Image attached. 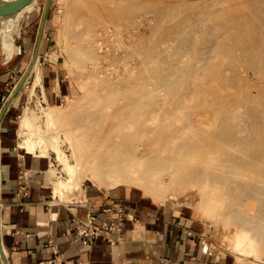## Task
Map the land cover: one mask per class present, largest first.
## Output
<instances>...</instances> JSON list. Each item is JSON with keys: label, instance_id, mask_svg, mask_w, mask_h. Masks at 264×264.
Wrapping results in <instances>:
<instances>
[{"label": "bare ground", "instance_id": "obj_1", "mask_svg": "<svg viewBox=\"0 0 264 264\" xmlns=\"http://www.w3.org/2000/svg\"><path fill=\"white\" fill-rule=\"evenodd\" d=\"M16 1H18V0H0V4H2V3L9 4V3L16 2ZM66 1H67L66 2V4H67L66 10L67 11L65 14L67 15V25H66L67 30H66V33L64 32L65 33L64 47L68 50V52L70 54V58H72L73 62L76 65H79L85 71H87V69H89V66H88L89 63H92V67L95 71H98V69L107 70V67L109 69L110 66H113L114 62H115V64H117V63H120L122 61H124V62L128 61L129 63H132L133 66L129 70V75L127 77H122L119 85L117 83V85L113 86L112 92L110 94H108L107 92L105 94H103L107 98V101H108L107 104L108 105H106L103 108H99L96 111L88 112L87 116H85V117H79L80 118V124L78 126L76 125L77 128L82 129L83 131L85 130V131L89 132L90 133L89 136H93V137L90 138V141H91V142H89L90 146L86 147L84 145V141L82 140V135H77L76 142L78 144V150H73V154H72L73 160H71L72 157L69 158L68 155L65 154V151H63V149H62V136H63L62 131L64 130V129H62V127H64V125L60 126L58 123L63 122L62 121L63 115L61 116V115H56L52 112H48L46 118H47V121L49 122V126L46 127L47 129L43 128L41 125L39 126L36 123V121H35L36 116L31 114V112H26L22 116L21 121H20V131H19L20 139H21V141H20L21 148H25L27 150H32V151L33 150H35V151L39 150L41 157H48L47 156L49 154L48 151L52 149L57 154L58 163L61 166H63V170H62L63 173L58 172L56 169L55 170L52 169L53 178L55 180L54 186H53L54 195L60 196L63 198L64 196H68L69 194H73L76 192H79V194H80V192L83 191V189H84L83 183L85 182V180H89L90 182H94V183H97V184H100L102 186H106L109 188H113L122 182H128V184L132 183V185L133 184H140L141 186H143V188H145L146 190H149L150 194L152 193L154 198H156V197L160 198V200L164 203L167 200V193L172 191V192H174L173 195H176L177 193L175 191L178 189V185L181 184L182 182L188 181V182H193L195 184H197V182H198V184H199V181H202L203 182L202 184L204 185V187L202 186L203 192L206 190V188H209L210 186L213 187L211 184H214V186H216V188L213 187L215 189H213V192H211L213 194H216L215 191L218 189H219L218 191H221V188H223V187L226 188V189L224 188V191L222 189L223 192L220 194V198H219V196H212V197L208 198L207 201L205 200L206 197L203 198V200H205L204 203L207 202L209 209L212 212L217 211L219 209L221 211H225L228 209L227 213H229V214L227 216H229L228 217V219H229L234 214L235 210L232 208V206L234 204H231V205L229 204L230 206H227V205H228V201H230L232 199V197L234 196L236 188L234 187V183H233L234 180L232 181V179H229L230 177L225 178L224 176H226V175L221 176L220 173H218V172L223 171V169H221L220 166L221 165L226 166V165L218 164L219 163L218 161H220V160L218 159L217 156H216L217 159H215L216 158L215 154H217V153H214V151H216L217 148L215 147L216 148V150H215L214 147L211 146V147H213V149H210V150H214V151L211 152L209 150V152L207 154V155H210L212 157L211 160L208 159L211 157H208L206 155L207 158H205L204 161H199V160L196 161L194 157H190V160L186 159L187 161L181 162L182 160L180 159V157L182 155L184 156V155L189 154V153L192 156L198 155V154L202 155V154H204V152H207L206 150L210 144L213 143V145L215 144V146L218 145V146H221V148H222L223 147L222 145L224 143L225 147H223L221 150H219V148H218V150H219L218 154L221 155V159L223 160V162H225V164L226 163L231 164L232 169L234 170L233 164L234 165L240 164L241 160L237 156H234L235 155L234 153H231L232 150H231V152L230 151L228 152L226 150V147L228 149L231 146L230 144L233 145L236 143V145H237V142L239 141V138H238L239 133L237 136L234 132L237 129V127L240 129V124L239 125L236 124V121H235L236 117L234 120L232 118L233 116L232 117H229V115L225 116V117L222 116L223 118L222 117L221 118L223 119V122H222L223 125H222L221 129H219L215 132L213 131V133L211 131H210V133H207L209 130H212V129H209V130L207 129L208 131L205 133H207L209 135V138H210V136H212L211 137L212 141L207 137L208 135L206 136V134H204L203 132H202V134H204V135H202L199 132V130L198 131L195 130L191 134V136H189L188 138H186L184 140L182 139L183 129L180 127H176V128L175 127H166L164 130L159 131V113H158V105L159 104H157V102H155L156 101V99H154L155 97L152 98L153 93L155 92V89H154V92H151L150 90L147 91L145 89L144 90L141 89V87L144 88V86H141V87L137 86V83H139V78H141L142 76L143 77L145 76L148 78V76L150 74V72L148 73L144 70V65L150 60V57L153 54V53L151 54V51L153 49H151V51H150V49H148L149 47L148 48L146 47L147 50H145V48L140 49L139 45H138L139 42H138V44H136V46H130L131 43L129 46H127V45L122 46L121 43L123 44L124 40L123 41L121 40L122 41V42L120 41V45L122 46L121 54H119L117 52V54L114 56V62L112 61V63H111L108 60L109 61L108 66H104L103 61H104V59L107 58V56H106V54L103 53L104 51L103 52L101 51L102 45L100 42L102 41V39H101L102 37H100L98 30H97V28L99 27L98 25H100V23H103L106 26L116 27V31L114 33L118 32V34H119V32H123V31H121V27L122 28L127 27V25L134 19V17H136L135 16V14H136L135 9L138 7L135 5L134 2H132V3H134V5H133L130 3V1L127 2V0H126V2H127L126 5L122 4V1H125V0H66ZM260 1L263 2L264 0H260ZM227 2H229V1H227ZM155 3H157V2H155ZM175 3H177V4H175ZM175 3H173V6L171 5L172 9L176 6L173 10L167 6V8L171 10L170 13L167 11L169 13V14L167 13L168 18H169L170 14L172 15V12L173 13L175 12V9L177 10L176 12L179 14L181 8H182V12H183L187 7L190 8V9H188L190 11L192 9V7H199V8L204 7L205 8L208 5H212V4H214L215 7L217 6L216 8H218V9L220 7V9L218 11L208 12V14L210 13V15L213 18L214 17L216 18V16H218L217 14H219V11H222L221 7L223 5V2L221 0H176ZM178 4L180 6L182 5V7H177V6H179ZM166 5H168V4H166ZM260 5H259V8H260ZM262 5H264V4L262 3ZM183 6H186V7L184 8ZM257 6H256V8H257ZM164 7L166 8V6H164ZM165 8L162 9V6H161L159 9L166 11L167 9H165ZM210 8H211V6H210ZM212 8H214V6ZM222 8H224V7H222ZM138 9H141V8L139 7ZM159 9H158V11L161 12V10H159ZM154 10L157 12L156 8H154ZM196 10L199 13L198 9H196ZM214 10H217V9H214ZM160 12H157V13H160ZM191 12H189V14H191ZM177 13H176V15H178ZM259 13L261 14V11ZM259 13H258V15H255V16H260ZM163 14H164L163 16H165V15L167 16V14H165V13H163ZM194 14L195 13H193L189 16L191 17ZM203 14H205V13H203ZM160 15L162 17V14H159V16ZM199 15L200 14H198V16ZM263 15H261V17ZM203 17H201V18L203 19ZM263 17H262V20H264ZM10 18L11 17H9V19ZM162 18L166 19L167 17H162ZM208 18L210 20V16H208ZM161 19H160L159 23H161ZM176 19H177V17H176ZM168 20L166 19L165 21H168ZM190 20L189 19L185 20L188 22H185L184 25H182L183 23H181L180 21L177 22L178 27L180 28L179 30L177 29L178 33H179V31L181 33V29L185 28L186 23H189ZM260 20L261 19H259V21ZM173 21H175V20H173ZM194 21H196V20H193V22ZM177 23H175V24H177ZM179 23H181L180 26H179ZM195 23H197V22H194L191 24L192 28H191L190 24L186 25V27L188 25L190 26V27L188 26L190 28V32H193V30H194L193 28H195L193 26L196 25ZM207 23H209V22L207 21ZM261 23H263V21ZM261 23L259 22V26ZM163 24H164V21H163ZM165 24H167V23H165ZM165 24H164V26H166ZM168 24H169V22H168ZM200 24L198 23V26ZM210 24H211V22H210ZM155 25H158V24H155ZM247 25H248V23H247ZM102 26H100V27H102ZM117 26H119V28ZM198 26H196V28H195V30H197V31L200 29L201 25H200L199 29L197 28ZM262 26H261V28L264 27V26L263 27ZM150 27H151V25H150ZM161 27L162 28H160L159 32H162V30H163V26H161ZM176 27L173 30H176ZM224 27H226V26H224ZM103 28H104V26H103ZM204 28H206V26H204L202 29H204ZM212 28H213V26H212ZM127 29H128V27H127ZM191 29H193V30H191ZM183 30H182V33H183ZM185 30H186V28H185ZM188 31L189 30H187V32ZM201 31H200V33H201ZM174 32H171V33H174L176 35L177 31H174ZM190 32H188V33L190 35H192L195 31L192 34ZM203 32H204V30H203ZM241 32H243V31H241ZM212 33L213 32L211 31V35L204 34L207 37L209 36L207 40L208 41L210 40L211 44L209 46L207 45V47H205L206 46L205 45L204 49H201L202 47H199L198 51H197V52H200V53H198V55L199 54L201 55L200 58L199 57L197 58V59H199L198 63L202 64V66L200 64H198V66H200L201 68H197L195 66L193 68H191L193 66V64H192V66L188 65V66H191V67H189L190 68L189 69L190 77L191 76H193V77L199 76L201 78H204V77H207L209 75L212 76L216 73H219L220 71L217 70L216 66L212 64L214 58L217 59L220 55L223 56L225 54H229V53L232 54L233 53L235 55V57L237 58V61H239L241 59H244L246 54H247V57H253L254 52H255L254 50L257 47H259L260 45H262L263 50L261 52L262 55L260 56V60L257 62H253L251 64V66L248 64L250 67L246 66V67L240 68V67L234 66L233 69H235V70L237 69V73H235L232 76V80L229 79V81H231V83H232V81L234 82L235 80L239 81L240 78L243 79L245 77V75H244L245 71L249 72L250 70L253 71V73H252L253 78H256L257 80H260V81L264 80V33L261 32V34L255 38L254 45L248 46L245 48H241V49L240 48L236 49L233 46V44L236 43L237 41L235 42L234 41L235 39H233L230 34H227L228 32H225V34H223V35H215V36L213 35L214 33L213 34ZM126 34H128V33H126ZM184 34L186 36V33H184ZM189 34H188V36H189ZM201 34H203V33H201ZM128 35H132V34H130V32H129ZM194 35L195 34H193L191 40H188V38L189 37L191 38V36H189V37L187 36L188 38L185 37V39L188 42H186V41H184V42L189 43V41H191V44L193 45L194 44L193 38L197 36V35L196 36H194ZM112 36H116V34L115 35L113 34ZM183 36H181V37H183ZM132 37H134L133 39L138 38V37H135L133 35H132ZM203 37L204 36L202 35L201 38H203ZM117 38L119 39V37H117ZM121 39H124V38L122 37ZM182 39L183 38H181V42H183V40H185V39H183V40ZM203 39H201V41ZM195 40H194V42H195ZM197 40H198V38H197ZM207 40H206V42H207ZM113 41H114V39H113ZM141 41H142V38H141ZM172 41L176 42L175 43L176 45L172 42L174 44V45L172 44L173 48H174V46H177V43L180 42L178 39H177V41H175V39ZM144 42H146V41H144ZM181 42L179 43V45L182 46L184 42L182 44H181ZM197 43H198V41H197ZM203 43H205V42H203ZM126 44H128V42ZM133 45H135V44H133ZM143 45L144 44L140 45V47ZM179 45L177 46V48L179 47ZM192 45H191V47H192ZM187 46H190V45H186V47ZM255 46H257V47H255ZM118 47L121 48L119 46V44H118ZM110 48H112V47L110 46ZM115 48L116 47L114 46V49ZM187 48H186V50H187ZM169 49H172V47ZM193 49L194 48L192 47V51H193ZM5 50L9 54V56L14 54L15 47H14L12 40L9 41L8 45L5 47ZM110 50H108V51H110ZM178 50H179V52L178 51L177 52L180 54L181 49H178ZM184 50H185V48H184ZM189 50L191 51L190 48H189ZM199 50H201V51H199ZM110 52H106V53H110ZM188 53H190V52H188ZM108 56H109V54H108ZM174 56H176V55L174 54ZM169 57L171 58L172 56L170 55ZM169 57H168V59H167V56L165 58L167 60L171 61V59H169ZM191 57H192V55H191ZM225 57H228V56H225ZM181 58H184V57L179 56L180 61H183ZM228 59H229V57H228ZM245 59H247V58H245ZM164 60L165 59H163L162 61H164ZM172 61H173V58H172ZM174 61H176V60H174ZM174 61L172 63H174ZM180 61L178 63H180ZM184 61L187 62L186 59H184ZM243 62H244V60H243ZM165 63H167V62L165 61ZM181 63H183V62H181ZM171 64H169V66ZM174 66H175V63H174ZM188 66H187V69H188ZM117 67H118V64L115 66V68H117ZM175 67H177V68H174V69L183 68L182 66H180V64H179V67H178V65ZM35 68H37V65L35 66ZM141 68L143 69V71H140ZM242 68H244V69L242 70ZM134 69H136V72H135V73H137L136 76H133L134 74H132L134 72ZM183 69L185 70V68H183ZM184 70H183V72H184ZM180 72L179 73L181 76L182 71H180ZM140 75H141V77H140ZM153 75H155V74H153ZM177 75H179L178 72H177ZM248 75L249 74H247L246 76H248ZM230 76H231V74L228 75V77H230ZM145 77H144V79L146 81ZM249 77H250V75H249ZM159 79H164L165 83L162 86L168 90H173V91L176 90V85L179 83L178 80L172 79L169 76L166 78H159ZM204 79L206 80V78H204ZM194 80H196V79L194 78ZM200 80L202 81V79H200ZM140 81H141V79H140ZM196 81H187L188 82L187 87L190 90L189 96H191L192 94H196L203 87L202 86L203 84H200L198 81L197 82ZM146 82H148V81H146ZM251 84H252V82H251ZM204 85L206 86V84H204ZM255 86H257V85H255ZM261 86L262 87L264 86L263 83L261 84ZM222 87H224V86H222ZM262 87H260V88H262ZM103 88H105V87H103ZM229 88H231V87H229ZM203 89H204V87H203ZM224 89H221V90H224ZM257 89H258V91H260L259 88H257ZM263 89H264V87H263ZM236 90L237 89H235V91ZM239 90L240 89L238 88V91H236V93L234 95H236L237 92H239ZM198 94H199V92H198ZM204 94H205V92H204ZM231 94H229V95H231ZM232 96H233V94H232ZM249 98H250V95H249ZM243 99H244V97H243ZM246 100H248V99H246ZM254 102H255V98H254ZM78 103L73 102V104H72V106L75 105V106L71 107V108H74V109H72L73 115H77V114L82 115L84 113V111L78 105ZM220 105H223V104L221 103ZM257 105H260V104L256 102V106ZM148 106H150L149 110L146 109ZM242 106H243V104H242ZM247 106H248V104H247ZM251 106H252V104H251ZM251 106H249V107H251ZM255 107L254 108L253 107L252 108L246 107V109L244 110V114L248 113L251 117L250 119L248 117L247 118L244 117V118H246V119H244V121H247V119H249L246 122V124L248 126L254 125L257 127V129H256L257 132L255 133V136L254 137L250 136L252 139L249 137L251 139V141H249L248 140L249 138L246 137L247 139L245 138V140H246L245 142L248 141L249 143H251V142L254 143L255 141H259L261 143V146L264 147L263 146L264 145V121L260 120L261 118L258 119V117H257L258 114L256 113L257 108H255ZM50 109H52V108L50 107ZM217 109H215V110H217ZM261 111L263 113L264 110H261ZM201 114H203V113H201ZM201 114H199V115H201ZM189 115L191 116L192 114H188V116ZM237 117L239 118V116H237ZM238 118H237V120H238ZM262 118H264V116H262ZM218 126H219V124H218ZM244 127L245 126H243V128ZM219 128H220V126H219ZM251 128H253V127H251ZM245 129H248V127H246ZM202 130H203V128H202ZM85 134H86V132H85ZM159 138H160V140H159ZM67 140H70L68 136H66V141ZM44 141L47 144L48 148H45L43 146ZM215 141H217V143H215ZM240 141H241V139H240ZM218 142L221 145L218 144ZM221 142H223V143H221ZM241 142H238V145ZM73 143H75V141ZM158 143H160L159 144L160 146L165 147V152H167V155H166L167 157H164L163 154H161L162 156H160L159 154H158L159 156L158 155L157 156L151 155V153L153 151V147L151 149V146H153V145L157 146ZM255 143H257V142H255ZM242 144H245V143H241V145ZM83 145H84V147H83ZM146 145H148L149 147H146ZM253 145H255V147H257L256 144H253ZM71 147H72V145H71ZM253 147H250V148H253ZM236 148H237V152H238V147H236ZM258 148H260V146ZM234 150L235 149H233V151ZM240 151L241 150L239 147V152ZM237 152H235V153H237ZM253 152H254V148H253ZM160 153H161V151H160ZM245 153L246 152H244V153L240 152L239 154L240 155L244 154V156H245ZM232 154H234V155H232ZM249 154L250 153H248V155ZM252 154H251V156H252ZM256 155H257L256 157H258L257 159L254 156H252V157H254L253 159L251 158L252 161L254 160L253 163L255 164V161L257 160L258 164H260V163L264 164V148L258 149L256 152ZM242 159H246V161L248 160L247 162H249V163L251 161V160L249 161L248 156H247V158L245 157ZM183 160H185V159H183ZM229 164H227V165H229ZM243 164L246 168L249 167V165L247 167L245 165V163H243ZM258 164L256 166H258ZM262 164H260V165L263 168L264 166ZM226 167H223V168H226ZM245 167H243V168H245ZM246 168L243 170L244 171L249 170ZM183 170H187L188 172L191 171L193 174L183 173ZM227 170H229V169H227ZM235 171H237V169ZM251 171H249V173ZM253 171H255L256 173H259L254 169H253ZM255 172H254V174H255ZM237 173H239V172H237ZM249 173L245 172V174H249ZM64 174L66 175V177H64ZM230 174H231V178H233L232 173H230ZM260 174H262V173H260ZM228 176H229V174H228ZM254 176L250 177V178H252L251 182L253 180H255V179H253ZM261 176H259L258 179L262 178V180L264 181V178H263L264 174ZM236 177H238V176H236ZM250 178H249V180H250ZM203 179H205V180H203ZM262 180H258V181H262ZM258 181H256V182H258ZM259 183L261 184V182H259ZM224 184H225V186H224ZM255 184H258V183H255ZM255 184H254V186H255ZM221 185H223V186L221 187ZM238 185H239V187L240 186L242 187V190H244L246 187V186H243L244 183H242V184L239 183ZM238 185H237V187H238ZM245 185H250V186L246 187V190L248 188L249 192H252L254 188L260 189V188H258L259 185H257L254 188H253V185L250 183L245 184ZM218 186H220V187H218ZM239 187L237 188L236 193L238 192ZM250 188H252V190ZM145 189H144V191H145ZM262 190H263V188H262ZM211 191H212V188H211ZM248 191H245V192H248ZM149 192H147V193H149ZM254 192H257V190L256 191L254 190L253 193ZM218 193H220V192H218ZM236 193H235V195H236ZM253 193H251V194L253 195ZM203 194L206 195V192H204ZM248 194H250V193H248ZM261 194H262V192H261ZM258 200L253 199L252 201L256 202ZM263 200L260 199L261 203H259V202L256 203V205L261 204V207H259L260 211H256L255 209H252V210H255L254 211L255 216L258 217L262 222L257 223L256 220H252L250 224H246L243 226L232 228V231L230 233H228V235L226 237V242L228 244V248H229L230 252L235 254L237 256V258H239V260H251V261L255 262V264H263L261 261V256H262L261 248H262V244L264 243V203L262 204ZM246 202H247V200H246Z\"/></svg>", "mask_w": 264, "mask_h": 264}, {"label": "rangeland", "instance_id": "obj_2", "mask_svg": "<svg viewBox=\"0 0 264 264\" xmlns=\"http://www.w3.org/2000/svg\"><path fill=\"white\" fill-rule=\"evenodd\" d=\"M49 1H50V5H49ZM128 1H130V3L133 5L135 3V5L138 8L139 7L141 8V9H138V8L135 9L136 10L135 11L136 17H134V19L127 25L128 29H127V27H123V28L121 27V31H123V32H119V34H120L119 35L118 32L114 33L116 31V27L106 26L103 23H100V25H98L99 27L102 25L104 26V28H103V26L100 28L99 27L97 28L100 37H102L101 38L102 41L100 42L102 45L101 51L102 52L104 51L103 53L106 54V56H107V58L104 59L103 64H104V66H108L109 61L111 63H112V61L114 62V56L117 54V52L119 54H121L122 46H124V45L129 46L130 43H131L130 46H136V44H138V42H139L138 45H139L140 49L145 48V50H147L148 47H149L148 49H150V51H151V49H153L151 51V54L152 53L153 54L150 57V60L144 65V70L148 73L150 72V74H151V75L149 74L148 78L144 76L146 78V81H148V82H146L144 77L143 76L141 77V75H140L141 78H139V83H137V86L138 87L144 86V88L141 87V89H143V90L145 89L147 91L150 90L151 92H154V89H155V92H154L155 94L153 93L152 98L155 97L154 98V99H156L155 102H157V104H159L158 105L159 131L164 130L166 127H175V128L180 127L183 129L182 139L184 140V139L188 138L189 136H191V134L195 130H197V131L199 130V132L201 134L203 132L207 136L208 135L207 133H210V131L213 133V131L215 132V131L221 129V127L223 125V123H222L223 119L222 118L225 116H228V115H229V117L233 116L232 118L234 120L236 117V120H235L236 124L237 125L240 124V129L237 127V129L234 132L237 136L239 133V136H238L239 141L238 142H241L243 140L244 142L242 141L241 143H245V144L241 145V143H239V145H238V142H237V145L235 143L233 145L230 144L231 146L228 149L226 147V150L228 152L229 151L231 152V150H232L231 153L235 154V155L234 154H232V155L237 156L241 160L240 164H235V165L233 164L234 170L232 169V165L229 163L225 164V162H223V160L221 159V155L218 154L219 150H221L223 147H225V144L223 142H221V143H223L222 148H221V146H218L217 144H216L217 146H215V144L213 145V143H212L208 146V148L206 150L207 152H204V154H202V155L198 154V155L192 156L189 153V154H186L184 156L182 155L180 157V159L182 160L181 162H185L187 160H190V157H194L196 161H198V160L204 161V159L207 158V156L211 157L210 155H207L209 150L213 149V147L215 150L217 148L216 151H214V150H210V151L211 152L214 151V153H217V154H215V157L217 156L218 159L220 160V161L217 160L219 162V163L217 162L218 164H220V165L224 164L228 167L227 168L226 166L221 165L222 167L220 166V168L223 169V171L218 172V173H220L221 176L226 175L227 177L224 176L225 178L230 177L229 179H232V181L234 180L233 183H234V187L236 188L235 193H236L237 188L239 187V185H238L239 183L240 184L244 183L243 186H246V187H248L250 185H245V184L250 183L253 185V188L256 187L257 185H259L258 188H260V189L254 188L253 191L257 190V192L253 193V191L249 192L248 188L246 190V187L244 190H242V187L240 186L236 195L234 193V196L232 197V199L230 198L231 202L228 201L227 206L234 204L232 206V208L235 210L234 214L229 219H228L229 216H227L229 214V213H227L228 209L225 211H221L219 209L217 211L212 212L209 209L207 202L204 203L205 200L207 201L208 198H210L212 196H219V198H220V194L224 191L225 187L221 188V191H218L219 189L216 191L214 190L216 192V194L211 193V192H213V189L216 188V186H214V184H211V185L215 188H213L211 186L209 188H206V190L204 191V192H206V195H205V194H203L204 192L202 191V189H203L202 186L204 187V185L202 184L203 183L202 181H199V184H198V182H197V184H195L193 182H188V181L182 182L181 184L178 185V189L175 191L177 194L173 195L174 192H172V191L168 192L167 193V200L164 202V203H169V202L178 203L182 207L188 208L189 210H191L195 215H197L199 217V219H201L202 221H204L207 224L209 237L211 238V240H213V242L217 245V247L221 248L225 252H230V250L228 248V244L226 242V237H227L228 233H230L232 231V228L243 226L246 224H250L252 220H256L257 223L262 222L258 217L255 216L254 211L255 210L260 211L259 207H261V204L256 205V203H258V202L261 203L260 199L261 200L264 199V193H263L264 192V181L261 178L262 177L261 175L264 174L263 173L264 167L262 168V166L260 165L262 163L258 164V161L256 160L258 158V157H256L257 156L256 155L257 150L264 148V147L261 146V143L259 141H255L257 143H255L254 141H253L254 143H252V142L249 143L248 141L245 142L246 137L249 138L250 136H252V137L255 136V133L257 132L256 131L257 127L254 125L248 126L246 124V122L251 117L248 113L247 114L245 113L246 114L245 115L244 110L246 109V107L247 108H252V107L254 108L256 106V102L259 103L260 105H257L255 107V108H257V112H256L258 114L257 117H258V119L261 118L260 120L264 121V118H262V116H264V111H263V113L261 111V110H264V89H263L264 86L263 87L261 86L262 83L264 85V80L260 81V80H257L256 78H253V74H252L253 71L252 70H250L249 72L245 71V74H244L245 77L243 79L240 78L239 81L235 80L236 82L232 81V83H231V81H229V79L232 80V76L235 73H237V69L236 70L233 69L234 66L240 67V68L246 67V66L250 67L253 62L259 61L260 56L262 55L261 52H262L263 48H262V45H260L259 47L255 46L257 48L254 50L255 52H254L253 57H247V54L245 55V58H247L248 60L244 58L241 60L238 59L239 61H237V58L235 57V55L233 53L232 54H230V53L225 54L223 56L220 55L217 59L214 58L212 64L215 65L217 70H219L220 72L218 71L219 73L212 75L213 77L211 75L204 77V78H206V80L204 78L199 77V76H196V77L191 76L190 77V73H189L190 68L189 67H191L193 64V66L191 68H193L194 66L197 68H201L200 66H198V64H200L201 66H202V64L198 63L199 59H197L198 57L200 58L201 55L200 54L198 55V53H200V52H197V51H198L199 47H202L201 49H204L205 47H207V45L209 46L211 44V41L207 40L209 36L207 37L204 35V34L211 35V31L214 33V34L212 33L214 36L215 35H223V34H225V32H228L227 34H230L231 37L233 39H235L234 41L238 42V43L236 42L233 44V46L236 49H239V48L241 49V48H245V47L254 45L255 38L258 37L261 34V32L264 33V27H263L264 26V20H262V17L264 16L263 15L264 14L263 13L264 12V9H263L264 5H262V3L264 4V1L262 2L260 0H256V1L255 0H243V1L238 0L239 1L238 2L237 0H221L223 2L222 7H224V8L221 7L222 11H219V14H217L218 16H216V18L215 17L213 18L210 15V13L208 14V12H210V11L211 12L212 11H218L220 9V7H219V9L216 8L217 6L215 7L214 4L208 5L209 7L207 6L205 8L204 7L203 8L202 7H200V8L199 7H192V9L190 11L188 10L190 8L187 7L185 10L183 9L185 11V12L183 11L184 13L182 12V8H181L179 14L176 12L177 10L175 9V12L174 13L172 12V15L170 14L169 18H168V14L171 12V10L168 9L167 6L171 8V5L173 6V3H175L176 0H127V2ZM227 1H229V2H227ZM66 2H67L66 0H32L21 11L15 13L13 15H9V16H0V71H2L3 68H7L6 63L8 62V59H7V56L4 54V52L7 54L5 47L8 45L9 41L13 39V37L15 39V44H16V38H17V35H19L21 25L29 24V22H31L30 23L31 25H33V23H35L36 24V31H38L39 30L38 27H40V23L41 22L44 23L46 11L48 9L47 18L45 21V27L44 28L47 29V31H48V37L50 38V44L52 45L51 54H52V51L54 53V49H56L58 47V52H57L56 56L54 57L51 55L50 59L56 60V58H57L60 60L61 65L64 68L63 69L64 74H65V76H67V80L71 86L72 96L69 99H73V100L68 101L69 99H67L63 105H59L56 107L43 105V104H41V102L38 99L35 98V95H36L35 91L32 92V89L28 88L27 92H25V94L23 95L24 96L23 97V104L20 107L21 109L19 111V117L20 118H18L16 124L19 125L22 116L26 112H31V114L35 115L36 116V119H35L36 123L39 126L41 125L43 128H46L49 126V122L47 121V118H46L48 112H52L56 115H61V116L63 115V120H62L63 122L58 123L60 126L64 125V127H62V129H64L62 131V133H63L62 149H63V151H65V154L68 155V157L70 158V157H72L73 150H78V144L76 142L77 135H82V140L84 141V145L86 147L90 146L89 145V142H91L90 138L93 137V136H89L90 135L89 132H87L85 130L83 131L82 129L77 128V126L80 124V118L79 117H85V116H87L88 112L96 111L97 109L103 108L106 105H108L107 104L108 103L107 98L103 94H105L106 92L108 94H110L112 92L113 86L117 85V83L119 85L122 77H127L129 75V70L132 68L133 65H132V63H129L128 61H126V62L122 61L120 63H117L118 67L115 68V66L117 64H115V62H114L115 65L113 64V66H110L109 69L107 67V70L98 69V71H95L93 69L92 63L88 64L89 69H87V71L82 69L79 65H76L73 62L72 58H70V54H69L68 50L64 47L65 33L67 30L66 29L67 28L66 27L67 15L65 14L67 11L66 10V8H67ZM125 2H126V0L122 1V4L126 5L127 2L126 3ZM132 2H134V3H132ZM155 2H157V3H155ZM166 4H168V5H166ZM175 4H177V3H175ZM48 5H49V8H48ZM259 5H260V8H259ZM161 6H162V9L165 8L164 6H166L165 9H167V10L164 11V10L159 9ZM210 6H211V8H210ZM213 6H214V8H212ZM256 6L258 9L256 8ZM177 7H182V5L181 6L179 5ZM183 7L185 8L186 6H183ZM154 8H156L157 12H160V11H158V9L161 10L162 13L161 12L157 13L154 10ZM195 8L198 9L199 13L197 12V10ZM214 9H217V10H214ZM188 11L189 12L194 11L193 13H195V14L191 16L192 18L189 15H191L193 13L191 12V14H189ZM260 11H261V14L259 13ZM163 13H165V14L168 13V14H167V16L166 15L163 16L164 15ZM176 13L178 15H176ZM203 13H205V14H203ZM258 13L260 14V16H255V15H258ZM159 14H162V17H167L166 19L167 20L169 19V20L165 21L166 19L162 18L161 15L159 16ZM198 14H200V15L198 16ZM207 15L210 16V20H209ZM261 15H263V16L261 17ZM9 17H11V18L9 19ZM176 17H177V19H176ZM185 17L186 18L188 17V18L186 19ZM201 17H203V19ZM258 18L261 20L259 21ZM160 19H161V23H159ZM188 19L189 20L190 19L196 20L194 22H197V23H195L196 25L193 26L195 28H196V26H198V23L199 24L201 23L200 24L201 27H200V25L197 27L198 29L200 27V29L198 30L199 32L197 30H195V28H193L194 30L191 29V30H193V32L197 31L196 32L197 34L195 32L194 33L190 32V28H189L190 26L189 25H188L189 27L188 26L186 27L187 24L191 25L192 23H194L193 20L192 21L190 20L189 23H186V25H185L186 30H185V28H183L184 30L181 29V33H180V31L178 33V30L180 28L178 27L177 22L180 21L181 23H183L182 25H184L185 22H188L185 20H188ZM263 19H264V17H263ZM173 20H175V21H173ZM163 21H164V24L167 23V24H165L166 26H164ZM207 21L209 23H207ZM262 21H263V23H261ZM168 22H169V24H168ZM210 22H211V24H210ZM259 22L263 26L261 24L259 26ZM175 23H177V24H175ZM181 23H179V26L181 25ZM247 23H248V25H247ZM155 24H158V25H155ZM150 25H151V27H150ZM161 26H163V30H162V32H159L160 28H162ZM202 26L203 27L206 26V28L202 29L203 28ZM212 26H213V28H212ZM224 26H226V27H224ZM261 26L263 28H261ZM117 27L119 28V26H117ZM175 27H176V30H173V29H175ZM191 28H192V25H191ZM208 28L209 29L211 28V29L209 30ZM182 30H183V33H182ZM187 30H189L188 32H190L191 34L192 33L195 34L194 36H196V35L198 36V37L196 36L193 38V43H194L193 45L191 44V41H189V43L184 42V41L188 42L185 39V37L188 38L189 36H191V38L190 37L188 38V40H191L192 36H193V34L190 35L187 32ZM203 30H204V32H203ZM174 31H177L176 35L174 34L175 33ZM200 31L203 34H201ZM241 31H243V32H241ZM129 32H130V34H132L135 37H138L139 39L138 38L133 39L134 37H132V35H128ZM171 32H174V33H171ZM126 33H128V34H126ZM184 33H186V36ZM187 33L189 34V36ZM113 34L114 35L116 34V36L119 37V39L116 36H112ZM202 35L204 36L203 37L204 39L201 38ZM181 36H183V37H181ZM122 37L124 39H121ZM141 38H142V41H141ZM176 38L180 42H181V38L185 39V40L182 39L184 43L181 42V44L183 43V45H182L183 47L181 45H179L180 42L178 41L179 43H177V46L179 45V47L177 48V46H174V48H173V45L176 42H174L172 40L175 39V41H177ZM197 38H198V40H197ZM113 39H114V41H113ZM201 39H203L202 41L205 43H203L201 41ZM121 40L122 41L124 40L123 42L125 43V44L121 43L122 46L120 45ZM194 40H195V42H194ZM206 40H207V42H206ZM144 41H146V42H144ZM197 41L199 44L197 43ZM127 42H128V44H126ZM132 43L135 45H133ZM118 44L121 48L118 47ZM142 44H144V45L140 47V45H142ZM186 45H190V46H187L188 47L187 48ZM191 45L194 48L193 51L195 50L194 52L192 51ZM110 46L112 48H110ZM114 46L116 47L115 49H114ZM171 47H172V49H169ZM184 48H185V50L187 48V50L185 51ZM189 48L191 49V51L189 50ZM178 49H181L180 54L178 53L179 52ZM3 50H4V52H3ZM108 50H110L112 53ZM199 51H201V50H199ZM106 52H110V53H106ZM188 52H190V53H188ZM108 54H109V56H108ZM169 54L172 56L171 58L169 57L170 56ZM174 54L176 56H174ZM191 55H192V57H191ZM166 56H167V59L169 57V59H171V61L167 60L165 58ZM179 56L184 57V58H181L183 61H180ZM225 56H228L229 59H228V57H225ZM172 58H173V61L176 60V61H174L175 66L178 65V67H179V64H180V66L185 68V70L183 68L174 69L177 67L174 66V63H172L173 62ZM163 59H165V60L162 61ZM184 59H186L187 62H185ZM178 60L180 61V63H178L179 62ZM243 60H244V62H243ZM165 61L167 63H165ZM181 62H183L184 64ZM169 64H171V65L169 66ZM188 65H191V66H188ZM187 66H188V69H187ZM39 67L40 66L38 63V68ZM65 67L67 68L68 71L66 70ZM142 68L140 71H143ZM182 69L184 70L185 73L183 72ZM243 69L244 68H242V70ZM180 71H182L181 76H180V73H181ZM135 72H136V69H134V72L132 73V74H134L133 76L137 75V73H135ZM177 72L179 75H177ZM153 74H155V75H153ZM230 74H231V76L228 77V75H230ZM247 74H249L250 77H249V75L246 76ZM168 76L172 79H176L179 81V83L176 85V90H174V91L164 88L162 86L165 83L164 79H159V78H166ZM21 77H22V75L14 76V78L10 79V81H14V83L16 84L20 81ZM194 78L196 80L198 79L197 81L200 84H203L202 86L204 87V89L202 87L201 90L198 91L199 94L197 92L196 94H192L191 96H189L190 90L187 87V83H188L187 81H196V80H194ZM140 79H141V81H140ZM200 79H202V81ZM251 82H252V84H251ZM204 84H206V86ZM37 85L38 84H35V86H37ZM255 85H257V86H255ZM222 86H224V87H222ZM103 87H105V88H103ZM229 87H231V88H229ZM260 87H262V88H260ZM238 88L240 90H239V92H237V94H236L237 96H236L234 94L236 93V91H238ZM257 88H259L260 91H258ZM221 89H224V90H221ZM235 89H237V90L235 91ZM204 92H205V94H204ZM230 92L233 94V96ZM12 93H13V90H11V93L9 94V98H10V95ZM229 94H231V95H229ZM249 95H250V98H249ZM243 97H244V99H243ZM254 98H255V102H254ZM246 99H248V100H246ZM73 102H76V103L79 102L78 105L84 111V113L82 115H78V114L73 115L72 109H74V108H71V107L75 106V105L72 106ZM221 103L223 105H220ZM250 103L252 104V106ZM242 104H243V106H242ZM247 104H248V106H247ZM249 106H251V107H249ZM50 107L52 109H50ZM149 108H150V106H148L146 109L149 110ZM215 109H217L219 112ZM201 113H203V114H201ZM188 114H192L194 117L192 115L188 116ZM199 114H201V115H199ZM237 116H239V118ZM244 117H246V118L248 117L249 119H247V121H244V119H246ZM237 118H238V120H237ZM218 124H219L220 128H219ZM243 126H245V127L243 128ZM246 127H248L249 130L245 129ZM251 127H253V128H251ZM202 128H203V130H202ZM207 129L208 130L212 129V130L208 131ZM85 132H86V134H85ZM205 132H207V133H205ZM17 134H18V138H19V132H17ZM204 134H202V135H204ZM66 136H68L70 140L66 141ZM207 137L209 138V135ZM211 137L212 136H210L209 139L212 141ZM250 138L248 139L249 141H251V139H252V138L251 139ZM240 139H241V141H240ZM19 140H21V139H19ZM159 140H160V138H159ZM74 141H75V143H73ZM219 142H218V144H220ZM215 143H217V141H215ZM159 144L160 143H158L157 146L156 145L151 146V149L153 147V151L151 150L152 151L151 155L157 156L159 154L160 156H162L161 154H163L164 157H167L166 156L167 152H165V147L160 146ZM253 144H256L257 147H255V145H253ZM71 145H72V147H71ZM84 145H83V147H84ZM43 146L45 148H48L45 141L43 143ZM211 146H213V147H211ZM259 146H260V148H258ZM20 147H21V145H20ZM146 147H149V146L146 145ZM231 147L235 150L233 151V149ZM236 147H238V152H237ZM239 147H240L241 153L246 152L245 156H244V154H241V155L239 154L240 153ZM250 147L254 148V152H253V148H250ZM218 148H219V150H218ZM21 149H24L25 151H27L30 154L40 156L39 150L38 151H35V150L32 151V150H27L25 148H21ZM160 151H161V153H160ZM48 152H49V154L47 155L48 157H46V158H50V160H51V169H50L51 174L53 175L52 169H54V170L56 169L58 172L61 173L63 170V166H61L58 163L57 154L52 149L49 150ZM235 152H237V153H235ZM247 152L250 154L248 155ZM251 154H252V156L256 157L255 164L257 163L258 166H256L257 164L255 165L253 163L254 160L252 161V159L254 157H252ZM246 155L248 156L249 161L251 160L252 162L250 161V163H249V162H247L248 160L246 161V159H242L245 157L247 158ZM217 157L215 159H217ZM182 158L185 160H183ZM208 159L211 160L212 157L208 158ZM71 160H73V157L71 158ZM243 163H245V165L247 167L249 165V167L246 168ZM227 164H229V165H227ZM262 165L264 166V164H262ZM223 167H226V168H223ZM241 167L242 168L245 167L246 169H249V170L244 171L243 169H245V168L242 169ZM227 169H229V170H227ZM236 169H237V171H235ZM253 169L259 173H256L255 171H253ZM249 171H251V172L249 173ZM237 172H239V173H237ZM245 172L249 173V174H245ZM254 172H255V174H254ZM183 173L193 174L191 171L188 172L187 170H183ZM230 173H232L233 178H231ZM260 173H262V174H260ZM228 174H229V176H228ZM236 176H238V177H236ZM253 176H254L253 179H255V180H253L251 182L252 178H250V177H253ZM259 176H261L260 177L261 179H258ZM64 177H66L65 174H64ZM249 178H250V180H249ZM203 180H205V179H203ZM258 180H262V181H258ZM256 181H258V182H256ZM53 182H55V180ZM254 182L258 183V184H255ZM259 182H261V184ZM253 183L255 184V186ZM83 185L84 186H86V185L95 186V187H99V188L106 189V190H112V189L117 188L119 186L133 187V188H136L143 196L151 198L155 202L163 203L160 200V198H157V197L154 198L152 193L150 194L149 190H146L140 184H133L132 185V183L128 184V182H122L113 188H109V187L102 186V185L94 183V182H90L89 180H85ZM237 185H238V187H237ZM84 186H83V188H84ZM222 186L223 185H221V187ZM224 186H225V184H224ZM218 187H220V186H218ZM211 188H212V191H211ZM262 188H263V190H262ZM144 189H145V191H144ZM222 189H223V191H222ZM250 189L252 190V188H250ZM245 191H248V192H245ZM82 192L83 191H81L80 193H82ZM147 192H149V193H147ZM218 192H220V193H218ZM261 192H262V194H261ZM248 193H250V194H248ZM251 193H253V195ZM73 194L78 195L79 192H76ZM205 197H206V199L203 200V198H205ZM253 199L254 200L259 199V200L255 202V201H252ZM68 200H70V199L67 198L64 201H68ZM246 200H247V202H246ZM263 201H262V204L264 203ZM252 209H255V210H252ZM261 253H262L261 261L264 264V243L262 244Z\"/></svg>", "mask_w": 264, "mask_h": 264}, {"label": "crops", "instance_id": "obj_3", "mask_svg": "<svg viewBox=\"0 0 264 264\" xmlns=\"http://www.w3.org/2000/svg\"><path fill=\"white\" fill-rule=\"evenodd\" d=\"M30 23L21 25L16 44L13 37L14 54L9 56L3 50L8 62L0 71L1 113L38 52L37 69L34 66L0 127V264H255L217 247L207 224L188 208L155 202L136 188L106 190L86 185L78 195H54L50 158L21 149L20 123H16L28 88L41 104L52 107L63 105L72 93L60 60L50 59L58 47L51 54L44 23L38 31ZM18 75H22L18 83L10 81ZM24 172L30 182L26 197L18 192ZM67 198L70 200L64 201ZM107 208H113L112 214L103 212ZM91 209L101 221L115 220L122 212L125 222L120 242L111 245L99 239L86 247L75 240L72 217L86 220Z\"/></svg>", "mask_w": 264, "mask_h": 264}, {"label": "built area", "instance_id": "obj_4", "mask_svg": "<svg viewBox=\"0 0 264 264\" xmlns=\"http://www.w3.org/2000/svg\"><path fill=\"white\" fill-rule=\"evenodd\" d=\"M30 182L27 173H22L18 183L19 196L26 197L29 193ZM113 208L104 209L105 214H112ZM115 220L101 221L95 209H91L86 220L72 217V235L76 241L82 242L86 247H92L99 239H104L111 245L120 242L125 218L121 211Z\"/></svg>", "mask_w": 264, "mask_h": 264}, {"label": "water", "instance_id": "obj_5", "mask_svg": "<svg viewBox=\"0 0 264 264\" xmlns=\"http://www.w3.org/2000/svg\"><path fill=\"white\" fill-rule=\"evenodd\" d=\"M32 0H18L16 2L13 3H2L0 4V16H9V15H13L19 11H21L23 8H25ZM49 5H50V1H49ZM48 5V8H49ZM47 13H48V9L46 11V16H45V20H44V25H43V30H44V26H45V21L47 18ZM38 61V52L36 53L33 62H32V66L29 70V72L26 74L24 80L21 82V84L14 90V92L10 95V98L8 100V102L4 105L1 113H0V127H1V123L3 120V117L5 115V113L7 112L8 108L10 107V105L13 103V101L15 100V98L17 97V95L20 93V91L22 90L27 78L29 77L30 73L32 72L36 62Z\"/></svg>", "mask_w": 264, "mask_h": 264}]
</instances>
